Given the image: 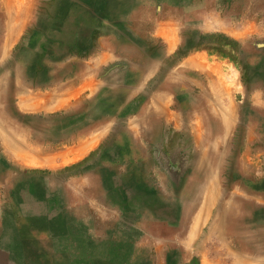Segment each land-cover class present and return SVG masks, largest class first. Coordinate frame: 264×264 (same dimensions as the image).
Masks as SVG:
<instances>
[{
    "label": "rangeland",
    "instance_id": "374dc122",
    "mask_svg": "<svg viewBox=\"0 0 264 264\" xmlns=\"http://www.w3.org/2000/svg\"><path fill=\"white\" fill-rule=\"evenodd\" d=\"M172 2L187 0H0V264H225L222 229L237 230L240 264H264V0ZM194 3L213 46L238 51L228 31L245 48L234 65L204 61L194 97L144 104L126 60L90 78L100 46L143 64L161 50L149 33L167 15L187 29Z\"/></svg>",
    "mask_w": 264,
    "mask_h": 264
},
{
    "label": "crops",
    "instance_id": "0c3cea01",
    "mask_svg": "<svg viewBox=\"0 0 264 264\" xmlns=\"http://www.w3.org/2000/svg\"><path fill=\"white\" fill-rule=\"evenodd\" d=\"M191 0H187V3L183 4H177V2H172V4L169 3V6L173 7H188ZM194 5V10L192 13L187 12V16L189 17V23L187 26H189L187 29L180 31L179 27V20L175 19L174 16H166L164 20L161 22L160 27L154 33L151 34V40L157 39L162 42L161 44V50L156 55H145L143 64L140 63H134L132 60V55L129 53V51L121 48L112 47L110 44L105 45V47L98 48L97 53L93 54V59L91 60V64L87 65V70L91 73V79L93 81L98 80L99 81V73L101 67L103 66H109L116 64L115 66L121 65L127 70V66L122 62L126 60L127 64H129L132 68L129 69V72H132V69L134 67L135 71L141 72V81L142 84L139 83L136 87L139 89V93L142 97H145V100L143 99L144 104L151 105L152 103H164L167 101L168 98L175 97L180 98L181 96L188 98L195 96V89L196 88H202L201 84L195 80V75H197V72L201 75H204L206 77L207 72V63L215 62L218 64H221L223 61H226L230 63L231 65H234L233 61H235L232 57L233 56H239L244 54V46L240 43L237 45V41L239 39L234 36L233 33L228 31H219L221 33L226 34V36H230L234 38V40H230L234 43V46L238 49V51H235V49L228 46V39L225 42H219L215 43L213 46L211 44V38L213 37L211 35L212 32H215L212 28L203 26L204 22L200 21L201 18L195 17L196 10L199 5ZM201 9V8H200ZM191 19V22H190ZM206 21V20H205ZM227 38V37H226ZM181 39H183V45L185 50V58L180 62L177 60V62H171L169 63V60L173 58L174 53L177 51L179 46L181 45ZM223 43V44H222ZM248 48V47H247ZM246 48V49H247ZM248 50V49H247ZM220 58H218V57ZM211 57V59H210ZM213 57H215L217 60H214ZM222 59V60H221ZM131 60V62H130ZM206 61L207 63H204ZM227 63V64H228ZM228 64V65H230ZM182 72V78H184L185 74L187 73V93L182 91L181 93V85L178 83V81L174 80V78L178 79L179 74ZM166 74V75H165ZM132 75V73H131ZM133 77V76H132ZM162 79L165 83L162 85L157 86V81ZM212 79V77H210ZM185 84L183 85V87ZM205 88V87H203ZM189 89V91H188ZM206 94L208 92H205ZM254 93L251 95H247L245 101L247 104H252L255 101ZM206 97V96H205ZM114 102L117 100H113ZM212 106V105H211ZM144 107V109L141 111L140 117L141 120L145 118V122L147 120H153L155 116L153 115L154 109L151 107ZM212 110V107H211ZM145 115V116H144ZM143 116V117H142ZM154 117V118H153ZM155 120V119H154ZM223 129V128H222ZM143 130L142 128H134V133L143 134L145 132L146 135H156L159 136L161 130L159 129H153V130ZM163 183L169 184V188H166L164 193L172 192V194L177 193L178 190L175 188L174 181L170 179H165ZM195 178L193 177H187V184H194ZM222 233L223 239H225V248L227 249V253L229 252V259L230 261L225 262V264H240L239 261L242 258L241 252L239 250L240 244L242 243L241 239L238 236L237 230H235V234H233V231H230L229 229H222L220 230ZM254 246V243H252V246ZM255 246L259 247V242H255ZM252 263L254 262V255L251 254ZM249 259V258H248ZM240 262V263H239ZM256 264H259V252H257V256L255 257Z\"/></svg>",
    "mask_w": 264,
    "mask_h": 264
},
{
    "label": "bare ground",
    "instance_id": "6f19581e",
    "mask_svg": "<svg viewBox=\"0 0 264 264\" xmlns=\"http://www.w3.org/2000/svg\"><path fill=\"white\" fill-rule=\"evenodd\" d=\"M4 16L6 17V19L8 20V19H11V18H17V14L16 13H13V12H11L10 11V9L9 8H5V12H4ZM9 21V20H8ZM223 86V85H222ZM220 87V86H219ZM224 90V89H223ZM231 92V91H230ZM221 97V96H220ZM222 104V103H221ZM60 106H62L61 104H60ZM223 108V107H222ZM226 110V109H225ZM215 112V111H214ZM231 113V112H230ZM221 115V114H220ZM248 115V114H247ZM196 117L197 118H199V119H203V114H199V113H197L196 114ZM154 118V117H153ZM224 118H227V116H225ZM226 121V120H225ZM88 142V141H87ZM82 145V144H81ZM62 152V151H61ZM26 153H28V152H26ZM203 153H205L206 154V152L205 151H203ZM28 155V154H27ZM204 155V154H203ZM23 156V155H22ZM205 156L206 155H204V158H205ZM43 157V156H42ZM24 158V157H23ZM209 160V159H208ZM208 165H209V163H208ZM138 166V165H137ZM211 166V165H210ZM212 168V167H211ZM219 214H222V213H219ZM202 215V214H201ZM221 216V215H220ZM223 217V214H222V216H221V218ZM200 221H201V218L200 217H198V218H196L195 219V224H199L200 223ZM219 221L222 223V222H224L225 221V219H224V217H223V219L222 220H220L219 219ZM220 224V223H219Z\"/></svg>",
    "mask_w": 264,
    "mask_h": 264
}]
</instances>
